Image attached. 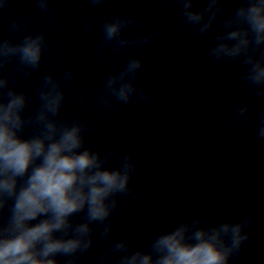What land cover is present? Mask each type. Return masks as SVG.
Wrapping results in <instances>:
<instances>
[{
	"label": "clouds",
	"instance_id": "clouds-1",
	"mask_svg": "<svg viewBox=\"0 0 264 264\" xmlns=\"http://www.w3.org/2000/svg\"><path fill=\"white\" fill-rule=\"evenodd\" d=\"M12 2L0 0V17ZM173 2L179 5L183 30L198 38L215 32L208 55L217 63L239 64L246 92L264 101V0H233L231 13L225 0ZM34 3L49 22L59 20L54 0ZM88 3L99 8L106 0ZM33 22L34 17H19L10 23L7 37L0 34V264H61L60 258H65L63 264H79L97 248L98 238L110 246L94 264H233L252 239L255 216L214 223L203 216L182 219L156 235L147 250L116 239L112 217L121 197L136 194L132 181L138 163L116 148L98 150L88 136L107 112L151 100L150 90L139 83L144 60L128 56L120 70L107 75L95 94L93 120L65 119L66 89L76 79L73 70L45 74L34 94L20 90L53 47L46 32L31 30ZM144 23L127 13L105 20L95 61L104 60L109 50L122 57L152 44L159 29L129 34ZM82 31H96L93 18L83 23ZM34 99L38 104L30 110ZM87 101V93H81L76 103ZM234 113L238 128L252 126L256 139L264 142V111L240 103ZM113 161L118 166L110 167ZM81 214L83 219L77 220Z\"/></svg>",
	"mask_w": 264,
	"mask_h": 264
},
{
	"label": "water",
	"instance_id": "water-1",
	"mask_svg": "<svg viewBox=\"0 0 264 264\" xmlns=\"http://www.w3.org/2000/svg\"><path fill=\"white\" fill-rule=\"evenodd\" d=\"M235 6L233 0L224 2L229 13ZM54 7L60 18L53 23L34 0H13L0 17V34L7 37L10 23L24 16L34 17L33 32L48 34L52 50L32 79L22 81L20 90L34 94L45 74L73 70L76 79L66 89L65 119L93 120L95 94L107 75L120 70L128 56L144 60L139 83L150 90L151 100L107 112L88 136L98 150L116 148L131 153L138 163L132 181L136 194L121 197L112 217L116 239L147 250L156 235L182 219L203 216L214 223L252 215L256 217L249 230L252 239L233 264H264V142L256 139L252 126L238 128L234 113L240 103L264 111V101L246 92L239 64L217 63L208 55L216 33L198 38L185 32L173 0H106L99 8L88 0H54ZM121 13L145 22L130 29V35L159 29V37L122 57L109 50L96 62L100 26ZM89 18L96 31L85 33L82 25ZM9 70L16 72L13 65ZM81 93L88 96L84 106L76 103ZM37 104L34 99L30 110ZM109 166H118V161ZM76 219L82 220L83 214ZM109 246L98 238L97 248L79 264H94ZM60 259L63 264L65 258Z\"/></svg>",
	"mask_w": 264,
	"mask_h": 264
}]
</instances>
